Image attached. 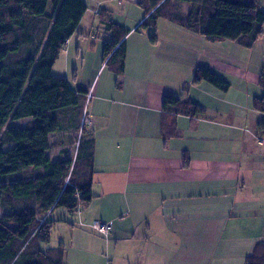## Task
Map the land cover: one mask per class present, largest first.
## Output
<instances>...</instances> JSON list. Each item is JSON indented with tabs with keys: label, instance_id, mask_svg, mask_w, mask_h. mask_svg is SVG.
I'll return each instance as SVG.
<instances>
[{
	"label": "crops",
	"instance_id": "crops-1",
	"mask_svg": "<svg viewBox=\"0 0 264 264\" xmlns=\"http://www.w3.org/2000/svg\"><path fill=\"white\" fill-rule=\"evenodd\" d=\"M256 1L264 11V0ZM189 8L182 4L181 14ZM86 13L74 33L79 39L73 42V34L67 41L70 54L86 43ZM135 26L124 39L125 68L115 83L104 75L100 42L91 47L94 72L78 88L87 92L83 104L91 94L83 140L93 148L92 200L64 218L51 213L44 249L64 247V264H245L264 243V114L252 105L263 94L264 66L249 70L257 41L250 49L239 41L213 42L159 20L151 43V33ZM201 68L229 89L194 84ZM168 96L191 101L204 115L174 117L178 136L165 140L161 123L173 116L162 110ZM75 132L56 133L61 141L48 155L59 158ZM93 221L109 223L110 234L94 231Z\"/></svg>",
	"mask_w": 264,
	"mask_h": 264
},
{
	"label": "trees",
	"instance_id": "trees-1",
	"mask_svg": "<svg viewBox=\"0 0 264 264\" xmlns=\"http://www.w3.org/2000/svg\"><path fill=\"white\" fill-rule=\"evenodd\" d=\"M145 18L137 30L157 40L159 20L204 36L209 41H239L250 49L264 27V11L256 0H139ZM182 4L190 6L184 16ZM179 5V6H177ZM51 7L52 13H48ZM178 8V9H177ZM87 6L83 0H0V264H64L65 249H43L50 242L57 208L74 212L92 200V142L78 141L76 154L63 151L52 159L53 134L78 129L86 90L52 75V67L75 33ZM109 38L104 42L105 67L116 75L125 68V37L130 32L99 14ZM192 82H205L226 92L229 83L209 69H197ZM258 85L263 91L253 109L264 114V69ZM161 135L178 136L176 116L196 118L204 111L191 101L165 97ZM30 119L24 127L17 121ZM83 128L86 129L84 126ZM245 264H264V243Z\"/></svg>",
	"mask_w": 264,
	"mask_h": 264
},
{
	"label": "rangeland",
	"instance_id": "rangeland-1",
	"mask_svg": "<svg viewBox=\"0 0 264 264\" xmlns=\"http://www.w3.org/2000/svg\"><path fill=\"white\" fill-rule=\"evenodd\" d=\"M87 6V13L85 15L83 24L81 26V32L83 33V37L86 41L85 45L81 47V51L77 53V48H74L73 52L70 54V48L71 43H67L66 47L63 52H61L58 60L56 61L55 65L52 67V75L55 77H61L68 80L70 86L74 89L78 87H86L90 84L92 74L94 72L93 67L95 64L91 62V58H94V52L91 47H93V44H99L103 49L104 42L107 39L106 33L104 29L99 30V24L100 21L99 14L103 11H105L108 14V19L119 26L124 27L125 29L129 30L131 27L136 25L137 27L139 25L138 19L141 16V14H145V11L142 7H140L137 3L139 0H83ZM179 6V5H177ZM178 9V8H177ZM48 13H52L51 7L48 8ZM142 32L143 30L140 29ZM100 34V38L93 39L95 37V34ZM73 42L75 40H78V35H73ZM92 37V38H91ZM78 38V39H77ZM71 42V41H70ZM69 44V45H68ZM88 46V48H87ZM67 51V52H65ZM68 53V54H67ZM250 71H255L254 68L264 66V27L262 29V34L257 40V45L253 48L252 54L250 55ZM101 74V70L97 74L94 85L98 81ZM108 74L111 78H113L114 83L119 80L116 76V74H113L108 68L105 70L104 75ZM102 76L100 79L103 81L105 76ZM234 88L237 87L236 84L233 86ZM92 92V90H91ZM91 98V94H90ZM90 98H87V101L82 105V115L80 118V129H77V132L75 134L69 135L66 139V142L63 141L62 143L66 146V151H69V155L73 156L76 154V148H77V141L82 136L83 130V119L87 116V114L90 112ZM89 118V115H88ZM30 119L23 120V121H17L13 126L14 127H24V125L29 122ZM60 138L57 136V134H53L51 136V142H52V149L50 151V155L56 153L57 145L60 143ZM61 143V144H62ZM6 212L0 207V218L5 214ZM68 212L63 208H57L54 210L53 216L56 218H64L67 217ZM67 249L69 246L68 244H63ZM44 249L45 244L41 245ZM73 262L74 260L71 259Z\"/></svg>",
	"mask_w": 264,
	"mask_h": 264
},
{
	"label": "built area",
	"instance_id": "built-area-1",
	"mask_svg": "<svg viewBox=\"0 0 264 264\" xmlns=\"http://www.w3.org/2000/svg\"><path fill=\"white\" fill-rule=\"evenodd\" d=\"M85 119H83V126L88 127L90 126V120L87 116L84 117ZM92 228L94 231H96L98 234L106 237L110 234V229L111 226L109 223H103L100 221H93L92 222Z\"/></svg>",
	"mask_w": 264,
	"mask_h": 264
}]
</instances>
